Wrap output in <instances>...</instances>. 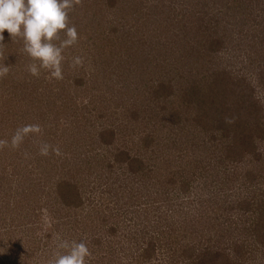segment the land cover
<instances>
[{
	"label": "rangeland",
	"instance_id": "rangeland-1",
	"mask_svg": "<svg viewBox=\"0 0 264 264\" xmlns=\"http://www.w3.org/2000/svg\"><path fill=\"white\" fill-rule=\"evenodd\" d=\"M69 18L62 80L4 32L0 264H43L56 234L86 264H264V0H82ZM25 124L42 131L12 148Z\"/></svg>",
	"mask_w": 264,
	"mask_h": 264
},
{
	"label": "clouds",
	"instance_id": "clouds-1",
	"mask_svg": "<svg viewBox=\"0 0 264 264\" xmlns=\"http://www.w3.org/2000/svg\"><path fill=\"white\" fill-rule=\"evenodd\" d=\"M82 0H0V78L9 74L10 68L3 61L2 44L4 32L10 38L22 43V51L32 61L26 70L35 77L41 71L48 72L49 79L62 80L63 52L75 45L79 35L74 24H70L69 13ZM63 33V37L61 36ZM83 58L73 56L70 67L83 66ZM39 124H25L18 127L11 137L10 146L17 148L25 136L40 133ZM9 146L8 140L0 139V149ZM51 146L43 143L40 154L48 155ZM52 151L61 155L58 147ZM56 248L43 264H86L91 253L83 240H67L56 234Z\"/></svg>",
	"mask_w": 264,
	"mask_h": 264
},
{
	"label": "trees",
	"instance_id": "trees-1",
	"mask_svg": "<svg viewBox=\"0 0 264 264\" xmlns=\"http://www.w3.org/2000/svg\"><path fill=\"white\" fill-rule=\"evenodd\" d=\"M215 109L217 110V109H218V106H217V107H215Z\"/></svg>",
	"mask_w": 264,
	"mask_h": 264
}]
</instances>
